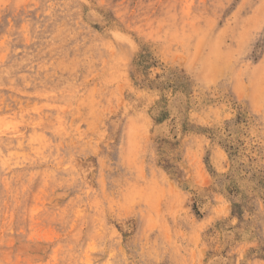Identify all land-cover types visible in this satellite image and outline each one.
Returning a JSON list of instances; mask_svg holds the SVG:
<instances>
[{
    "label": "rangeland",
    "instance_id": "obj_1",
    "mask_svg": "<svg viewBox=\"0 0 264 264\" xmlns=\"http://www.w3.org/2000/svg\"><path fill=\"white\" fill-rule=\"evenodd\" d=\"M0 264H264V0H0Z\"/></svg>",
    "mask_w": 264,
    "mask_h": 264
},
{
    "label": "bare ground",
    "instance_id": "obj_2",
    "mask_svg": "<svg viewBox=\"0 0 264 264\" xmlns=\"http://www.w3.org/2000/svg\"><path fill=\"white\" fill-rule=\"evenodd\" d=\"M55 122V121H54ZM56 123V122H55Z\"/></svg>",
    "mask_w": 264,
    "mask_h": 264
}]
</instances>
